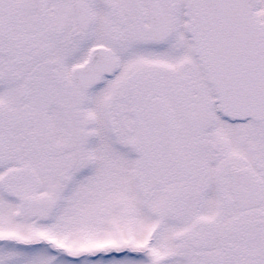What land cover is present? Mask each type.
Returning a JSON list of instances; mask_svg holds the SVG:
<instances>
[{"label": "snow or ice", "instance_id": "1", "mask_svg": "<svg viewBox=\"0 0 264 264\" xmlns=\"http://www.w3.org/2000/svg\"><path fill=\"white\" fill-rule=\"evenodd\" d=\"M0 264H264V0H0Z\"/></svg>", "mask_w": 264, "mask_h": 264}]
</instances>
